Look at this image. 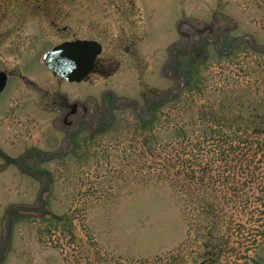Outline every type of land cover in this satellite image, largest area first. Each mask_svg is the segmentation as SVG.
<instances>
[{
	"label": "rangeland",
	"instance_id": "374dc122",
	"mask_svg": "<svg viewBox=\"0 0 264 264\" xmlns=\"http://www.w3.org/2000/svg\"><path fill=\"white\" fill-rule=\"evenodd\" d=\"M245 33L264 48V0H0V70L13 81L0 97V247L5 210L37 207L45 181L26 175L16 160L36 146L53 149V139L63 150L72 147L62 158L28 164L51 173L46 212H12L0 264H137L194 251L199 236L186 217L210 207L209 194L185 180L181 189L182 174L162 165L158 149L186 133L209 134L200 119L204 105L206 112L232 105L224 114L235 117L243 101L264 103V53L249 39L230 51ZM75 38L95 40L103 51L86 82L65 84L42 56ZM194 80L200 89H188ZM105 89L117 104L137 99L144 119L151 118L146 102L171 98L156 109L151 135L140 132L129 105L110 109L109 128L80 131L68 143L59 105L82 101L94 118H105ZM142 135L151 137L150 153L137 146ZM203 222L197 213L195 223ZM254 254L255 264H264V238Z\"/></svg>",
	"mask_w": 264,
	"mask_h": 264
},
{
	"label": "trees",
	"instance_id": "16d2710c",
	"mask_svg": "<svg viewBox=\"0 0 264 264\" xmlns=\"http://www.w3.org/2000/svg\"><path fill=\"white\" fill-rule=\"evenodd\" d=\"M194 83L200 89L197 80L186 83L188 89H195ZM202 109L200 119L208 122L209 134L184 133L181 142L160 144L158 149L162 165L171 168L173 176L182 174L181 189L185 180L201 195L209 194L204 197H209L210 207L199 206L197 212L204 222L195 223L197 213L186 217L189 229L199 236L193 241L194 251L137 264H229L232 257L236 264L257 262L254 253L264 238V103L243 101L235 117L224 114L234 111L232 105L224 104L218 111L206 112L205 105ZM152 125L138 119L142 134L151 135ZM150 135L137 140L145 154L154 149Z\"/></svg>",
	"mask_w": 264,
	"mask_h": 264
},
{
	"label": "flooded vegetation",
	"instance_id": "af4514ba",
	"mask_svg": "<svg viewBox=\"0 0 264 264\" xmlns=\"http://www.w3.org/2000/svg\"><path fill=\"white\" fill-rule=\"evenodd\" d=\"M74 40H78V38H75L73 40H65V41H74ZM80 40H90V39H80ZM62 42H60V43H62ZM101 46H102V44H101ZM102 51H103V46H102ZM99 56L97 57V59L95 61L94 68L97 65ZM54 76H55V74H54ZM56 77H58V76L56 75ZM89 77H90V75L87 76L80 83H76V84H81V83L83 84L84 82H86L88 80ZM58 79L60 80L59 77H58ZM20 80H21L22 85H26V84L32 85V83L29 81V79H27L25 77H20ZM60 81L65 83V81H63V80H60ZM65 84H75V83H67L66 82ZM12 85H13L12 78L7 73L5 87H4L3 91L0 93V97L2 95H4L6 92H8L10 89H12ZM100 94H101V103L100 104H101V110H102L101 114L103 116H105V118H100V119L94 118V117H96L94 112L92 110H90L88 108V105H85L82 101H76V102H73L71 104L67 103L64 106L59 105L62 109L66 110L64 113V116L62 117L61 124L63 123L64 126L68 129V134H71L70 135L71 137H72V135H74L80 131L87 130L88 133H89V131L99 133V131H103V130L109 128L111 126V124H109L111 122V116L109 114L111 112L110 109L111 110L113 109V111H119L121 109H124L126 106L132 105V104L117 105L116 102H114L112 100L111 91L109 89L103 90ZM153 102H154L153 100H149L146 103V107L149 108V104L152 107L154 104ZM55 126H56V124L53 127L56 128ZM66 139H67V137H66ZM60 146H61V141H58L57 139H53L50 147H54V148L49 150V151H44V148L36 146V147H33L31 149V151L24 152L16 160L19 169L23 170V172L26 175L39 176V177L45 176V178H46V173H45L46 170H40V168L39 169H36V168L33 169L30 166H28V164L30 162H32L33 164L44 163V162L51 161L52 159H55V158H62L61 156L49 157L50 154L57 151L58 148H60ZM0 153H1V151H0ZM23 155H27V156L21 160L20 158ZM39 170L41 173L38 172Z\"/></svg>",
	"mask_w": 264,
	"mask_h": 264
},
{
	"label": "water",
	"instance_id": "95a60500",
	"mask_svg": "<svg viewBox=\"0 0 264 264\" xmlns=\"http://www.w3.org/2000/svg\"><path fill=\"white\" fill-rule=\"evenodd\" d=\"M98 52H100V45L94 42L75 41L74 43H64L52 48L49 53L45 55L44 62L48 69L56 72L63 79H65V81L79 82L87 75V73L91 71L95 56L98 54ZM4 77L5 74L0 72V91L2 90L5 83ZM49 179L50 176L48 174L47 180L38 193V207H22L21 209H16L27 212L45 213L46 204L45 199L43 198L44 194L50 189ZM11 220L12 218L9 213L5 223L6 244L0 250V255H2L9 242L12 222Z\"/></svg>",
	"mask_w": 264,
	"mask_h": 264
}]
</instances>
